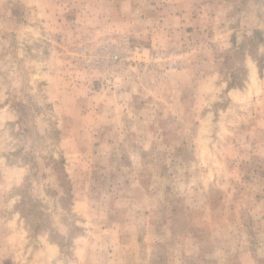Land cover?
I'll list each match as a JSON object with an SVG mask.
<instances>
[{
  "label": "rangeland",
  "instance_id": "374dc122",
  "mask_svg": "<svg viewBox=\"0 0 264 264\" xmlns=\"http://www.w3.org/2000/svg\"><path fill=\"white\" fill-rule=\"evenodd\" d=\"M0 264H264V0H0Z\"/></svg>",
  "mask_w": 264,
  "mask_h": 264
},
{
  "label": "crops",
  "instance_id": "0c3cea01",
  "mask_svg": "<svg viewBox=\"0 0 264 264\" xmlns=\"http://www.w3.org/2000/svg\"><path fill=\"white\" fill-rule=\"evenodd\" d=\"M119 1H120V0H119ZM116 3H119V4H120L121 2L116 1ZM115 7H116V6H115Z\"/></svg>",
  "mask_w": 264,
  "mask_h": 264
},
{
  "label": "built area",
  "instance_id": "2783aa9c",
  "mask_svg": "<svg viewBox=\"0 0 264 264\" xmlns=\"http://www.w3.org/2000/svg\"><path fill=\"white\" fill-rule=\"evenodd\" d=\"M115 57H116V58H118V57H119V55H116Z\"/></svg>",
  "mask_w": 264,
  "mask_h": 264
}]
</instances>
